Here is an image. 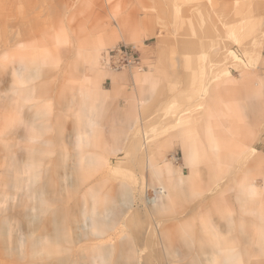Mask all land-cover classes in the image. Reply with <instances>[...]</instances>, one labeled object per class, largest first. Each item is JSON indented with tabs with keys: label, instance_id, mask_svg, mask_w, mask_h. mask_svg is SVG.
Instances as JSON below:
<instances>
[{
	"label": "rangeland",
	"instance_id": "rangeland-1",
	"mask_svg": "<svg viewBox=\"0 0 264 264\" xmlns=\"http://www.w3.org/2000/svg\"><path fill=\"white\" fill-rule=\"evenodd\" d=\"M263 54L264 0H0V264H264Z\"/></svg>",
	"mask_w": 264,
	"mask_h": 264
},
{
	"label": "bare ground",
	"instance_id": "bare-ground-1",
	"mask_svg": "<svg viewBox=\"0 0 264 264\" xmlns=\"http://www.w3.org/2000/svg\"><path fill=\"white\" fill-rule=\"evenodd\" d=\"M111 131V129L109 130ZM120 131H113V133H115L112 137H113V142L115 143H119L122 138H123V134L119 133ZM21 161V160H20ZM22 161L21 162H18V171L19 172H27L26 171V167H20ZM23 164V163H22ZM16 166V165H15ZM21 166H24L21 165ZM38 173H36V176L32 175L33 178L35 179V177H37ZM34 179L32 181H34ZM180 181L178 183H183V181L181 182V177L179 178ZM11 181L12 183L16 186L17 189H22L23 193L25 192L26 190V193L25 194H31L33 195V198H35L36 200L40 199L38 197H34V194L36 192H34V188L32 189L31 186H33L34 183L30 182L31 181V178L29 177H17V178H11ZM29 181V183H28ZM175 190V189H174ZM173 190V194H175ZM159 192V190H158ZM251 192V191H250ZM22 194V193H21ZM20 194V196H21ZM24 194V195H25ZM37 194V193H36ZM38 194H41L40 192ZM155 195H158L157 192L154 193ZM37 196V195H36ZM40 196V195H39ZM156 198V196L154 197ZM167 200V199H166ZM240 202H242V200H240ZM245 204V203H244ZM157 206V205H156ZM45 208V204L42 200H40V202L38 201L35 206H34V209H36V212L35 213H26L24 214V220L27 221L28 223H26L27 225H23V227H28L29 229H35L39 226V223H40V220H41V216L39 214V211L40 210H44ZM119 210H116V211H113L112 214H114L115 218H117V215H118V212ZM208 214V213H207ZM53 221H57V214H53ZM229 224V223H228ZM228 224L225 226V229L222 228V230H227V228H229ZM54 226H55V223H54ZM58 226V225H57ZM213 228H219V226H216L215 224H212ZM171 236L172 238H174V241H170V242H167V240L165 241L166 243L169 244V248L168 250H166L168 252V254L166 255V257H168L169 259L173 260L176 264H202V263H205V264H232L234 261H235V258L237 257L235 254H229L227 253V246H224V245H227L226 243V240H220V238L216 235H209V236H204L203 239V243L199 246L198 248V253H200V255H191L193 252H192V248L191 246H189L185 239L182 238H178L180 236H175V235H169ZM212 236H214L215 238L217 237V240L216 242L212 241L211 238ZM175 239L177 240L178 242V247L175 246ZM213 239V238H212ZM165 240V238H164ZM212 241V242H210ZM171 243H174V245ZM207 247H209L207 249ZM206 249L208 250L209 252V255L204 256L202 257L201 253H206ZM108 250V249H107ZM174 251V252H172ZM206 251V252H205ZM101 253V256L102 255H106V252H100ZM175 253H179L178 256L175 254ZM203 253V254H204ZM95 259H99V255L95 252ZM123 255V254H122ZM122 259H119L115 264H125L124 262V257L121 256ZM106 257L103 258L102 261H105ZM185 260H187V262H185ZM146 263V262H144Z\"/></svg>",
	"mask_w": 264,
	"mask_h": 264
},
{
	"label": "built area",
	"instance_id": "built-area-1",
	"mask_svg": "<svg viewBox=\"0 0 264 264\" xmlns=\"http://www.w3.org/2000/svg\"><path fill=\"white\" fill-rule=\"evenodd\" d=\"M106 61L107 65L112 66L115 69L133 66L136 63V60L132 54L122 48H118L109 52L106 56Z\"/></svg>",
	"mask_w": 264,
	"mask_h": 264
},
{
	"label": "crops",
	"instance_id": "crops-1",
	"mask_svg": "<svg viewBox=\"0 0 264 264\" xmlns=\"http://www.w3.org/2000/svg\"><path fill=\"white\" fill-rule=\"evenodd\" d=\"M23 73L22 72H20V76L22 75Z\"/></svg>",
	"mask_w": 264,
	"mask_h": 264
}]
</instances>
